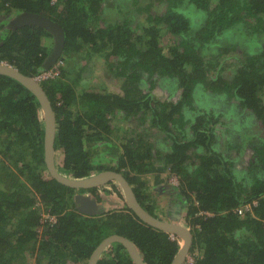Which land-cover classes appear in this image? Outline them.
Here are the masks:
<instances>
[{
    "label": "trees",
    "instance_id": "16d2710c",
    "mask_svg": "<svg viewBox=\"0 0 264 264\" xmlns=\"http://www.w3.org/2000/svg\"><path fill=\"white\" fill-rule=\"evenodd\" d=\"M140 4L132 0L135 14L127 18L109 0H0V64L30 78L40 75L52 35L11 22L30 13L57 23L65 36L54 63H60L58 77L40 86L54 112L58 172L72 179L117 172L154 217L150 190L165 189L173 176L167 212L191 233L192 264H264V0ZM140 15L136 34L132 25ZM92 54L122 82L119 92L77 90L80 72L72 78L70 62ZM157 86L176 101L157 98ZM231 100L238 117L221 122L211 105ZM219 125H229L233 141L217 139ZM43 139L35 96L0 75V264H86L112 235L132 242L144 264L172 263L180 240L147 226L128 207L79 213L75 189L47 172ZM245 154L239 173L234 164ZM96 190L89 192L99 201ZM244 206L248 212L239 215ZM44 216L55 221L37 232ZM97 264L134 263L114 243Z\"/></svg>",
    "mask_w": 264,
    "mask_h": 264
},
{
    "label": "water",
    "instance_id": "95a60500",
    "mask_svg": "<svg viewBox=\"0 0 264 264\" xmlns=\"http://www.w3.org/2000/svg\"><path fill=\"white\" fill-rule=\"evenodd\" d=\"M11 23L14 24V28H18L24 25H34L48 31L53 37L54 45L51 53L45 61L43 71L48 70L52 65H54V63L62 53L65 41L64 32L57 23L45 17L30 13L19 14L18 16L13 18ZM0 75L9 77L17 81L35 96L40 105V112L43 118L44 126L43 159L50 178L54 179L64 186L75 190H89L95 187H100L110 182H115L120 186L122 190L128 209H130L144 224L182 240L180 249L175 255L171 264H183L186 257L188 256V252L191 246L192 236L189 229L181 224L179 220H172L167 222L149 214L138 203L127 181L122 177L121 174L117 172L104 171L93 174L83 179H72L61 175L58 172L55 163L54 139L56 122L54 112L52 110L50 101L47 98L42 87L34 80V78L27 77L21 74L18 70L5 64H0ZM73 201L76 210L81 214L87 216H95L100 215L103 211L102 208L97 205L96 200L92 199L90 196L77 195L74 196ZM114 243H119L125 248L134 264H144L140 254L138 253L133 243L128 239L118 235H112L105 238L93 251L86 264H97L104 250Z\"/></svg>",
    "mask_w": 264,
    "mask_h": 264
},
{
    "label": "rangeland",
    "instance_id": "374dc122",
    "mask_svg": "<svg viewBox=\"0 0 264 264\" xmlns=\"http://www.w3.org/2000/svg\"><path fill=\"white\" fill-rule=\"evenodd\" d=\"M109 2L115 4L113 6L118 8L119 11H121L122 17L126 16L127 18H132L134 16L135 13L133 14V9L135 7L131 6L132 0H109ZM140 2H141V4H140V6H141V5L145 4L146 0H140ZM114 11H116V10L114 9ZM143 21L144 20H143L142 15L134 18L132 28L135 30L134 32H136V34H139V32L137 30L139 29L140 25L143 24ZM48 43L51 44L52 43L51 40H49ZM109 60H110V61H108L109 63H111V62L115 63V61H116V60H113V58H110ZM70 65H71V70H72V73H71L72 78L75 76V74L77 72H80V78H79L80 83L77 86V90H79V89L103 88V89H106L107 91L119 92V90H120L119 88H120L122 82L118 79L113 78L109 74V70L107 69V63H106L105 59H103L102 57L92 54L88 59L85 58L83 60L77 59L76 61H73V62L71 61ZM227 70H229V72H230L229 68H226V71ZM227 74L228 73H224V76ZM229 76H230V74H229ZM153 94L161 100L168 98V90H166L165 88H163L161 86H157L154 89ZM177 98L178 97L175 96V97H171L168 99L171 101H176ZM218 99H220V98L217 97V100ZM195 105L199 108V104L195 103ZM211 106L212 107L210 108V110H212L213 113H215V114H221L222 113V115H221L222 117H220L221 122H227L228 119H234V118L238 117V111H237V106H236L235 101L233 102L231 100L229 102V105H225V106H221V105H217V104L214 105V103ZM231 113H232V118H230ZM242 114H244V113H242ZM129 129H134L136 133H138L139 131L142 130V129H137V128L133 127V125ZM227 130L228 131L230 130L229 125H228V127L227 126L224 127L222 125L221 126L219 125L217 128V131H216V135L218 137L217 139H221V137H222L223 138V139H221V141H222L224 139L227 140V137H228L231 141L233 139V137H230V132L228 133ZM258 133H262L261 130H258ZM118 134H120V133L118 132L115 135H118ZM229 157L235 158V157H237V154L235 152H230ZM247 158H248V155H245L242 159H238V161H236V163L234 164L235 169H237L239 173H242L244 171V169H245L244 165L247 162L246 161ZM61 161H62V155L59 152L55 153V163H56L57 167L61 166ZM162 177L165 178L166 174L162 175ZM148 180H150V183H153V178L150 179V177H149ZM165 184L167 185V187L165 189L160 190L161 187H159V188L153 187V188H151L150 193H151L152 200L155 202L154 206H153V209H154L153 214L156 215L157 218L161 217L164 221L169 222V221H172V219L169 215L166 214V213H168L167 212L168 203L170 202L167 191H169L170 186H176L177 185V180L175 177L171 176L168 179H166ZM162 186H163V184H162ZM108 188H110V187H105V190ZM117 188L119 189V187H117ZM100 194H101L100 196L103 198V201L101 203H98V205L104 211H111V210L124 208L125 203L120 201L119 196L116 195V193H111V195H109V196L104 195L103 192H101ZM180 223L183 224V221L180 220ZM180 243L182 244V240H180ZM31 263H32V261H31Z\"/></svg>",
    "mask_w": 264,
    "mask_h": 264
},
{
    "label": "flooded vegetation",
    "instance_id": "af4514ba",
    "mask_svg": "<svg viewBox=\"0 0 264 264\" xmlns=\"http://www.w3.org/2000/svg\"><path fill=\"white\" fill-rule=\"evenodd\" d=\"M253 121V120H252ZM245 155H248V154H245ZM249 157V156H248ZM248 159V158H247ZM246 159V160H247ZM123 177V176H122ZM124 178V177H123ZM110 183H113L116 187H119V189L117 188V190H116V195L118 194V193H120V195H122L123 196V193H122V190H121V188H120V186L118 185V184H116L115 182H110ZM110 183H107V184H105V185H102V186H100V187H95V188H93V189H97L96 190V192H97V194L96 193H94L95 195H97V197L99 198V201L94 197V195L92 194V193H90L89 191L90 190H93V189H89V190H81V189H79V190H75L76 191V194H74L73 195V198H74V196H77V195H82V196H90L92 199H94V200H96V202H97V205H98V203H101L102 201H103V198L100 196L101 194V192H103L104 193V195H107V196H109V195H111V193H114L113 192V189H112V187L110 186ZM105 187H110V188H108V189H106L105 190ZM131 187V186H130ZM132 189V188H131ZM133 191V190H132ZM168 192V191H167ZM168 194V193H167ZM119 196V195H118ZM168 197H169V194H168ZM123 198H124V196H123ZM171 197H169V199H170ZM170 201V200H169ZM73 204H74V202H73ZM74 206H75V204H74ZM99 206V205H98ZM125 206L127 207V204H126V201H125ZM124 206V207H125ZM76 208V207H75ZM103 210V209H102ZM105 212H107V211H102V213L101 214H103V213H105ZM96 216V215H95ZM161 219V218H160ZM41 223H42V221H41ZM44 224H47V222H43L42 223V226L40 227V229H38L37 230V232H41V230L43 229V227H45V225ZM122 237V236H121ZM119 244V243H118Z\"/></svg>",
    "mask_w": 264,
    "mask_h": 264
},
{
    "label": "built area",
    "instance_id": "2783aa9c",
    "mask_svg": "<svg viewBox=\"0 0 264 264\" xmlns=\"http://www.w3.org/2000/svg\"><path fill=\"white\" fill-rule=\"evenodd\" d=\"M59 67H60V63H57L56 65H54L52 68H50L47 71L42 72L40 75H38L37 77H34V80L37 83H40L41 81H44L46 79H54L56 77H58V73H59ZM249 207L248 206H244L242 208H239L237 210V213L239 215H243L244 213L248 212ZM55 221L54 218L52 217H48V216H44L42 219V223L43 222H47V224L49 223L50 225H52V223ZM172 239H174L173 236H171ZM185 263L186 264H192V259L187 256V258L185 259Z\"/></svg>",
    "mask_w": 264,
    "mask_h": 264
},
{
    "label": "clouds",
    "instance_id": "9594fccd",
    "mask_svg": "<svg viewBox=\"0 0 264 264\" xmlns=\"http://www.w3.org/2000/svg\"><path fill=\"white\" fill-rule=\"evenodd\" d=\"M40 84V83H39ZM162 219V218H161ZM188 229V228H187ZM174 237V239H175V236H173ZM177 238V237H176ZM179 239V238H178ZM180 240V239H179ZM180 246H181V243H180ZM184 263H185V261H184Z\"/></svg>",
    "mask_w": 264,
    "mask_h": 264
},
{
    "label": "crops",
    "instance_id": "0c3cea01",
    "mask_svg": "<svg viewBox=\"0 0 264 264\" xmlns=\"http://www.w3.org/2000/svg\"><path fill=\"white\" fill-rule=\"evenodd\" d=\"M168 215V213H166ZM163 220V219H162Z\"/></svg>",
    "mask_w": 264,
    "mask_h": 264
}]
</instances>
